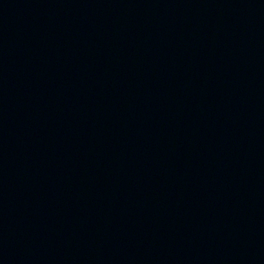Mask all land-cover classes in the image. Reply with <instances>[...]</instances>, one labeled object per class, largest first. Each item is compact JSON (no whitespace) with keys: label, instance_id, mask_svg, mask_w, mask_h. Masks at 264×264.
<instances>
[{"label":"water","instance_id":"water-1","mask_svg":"<svg viewBox=\"0 0 264 264\" xmlns=\"http://www.w3.org/2000/svg\"><path fill=\"white\" fill-rule=\"evenodd\" d=\"M0 264H264V0H0Z\"/></svg>","mask_w":264,"mask_h":264}]
</instances>
